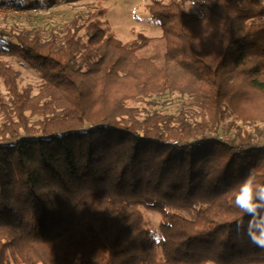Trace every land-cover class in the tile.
<instances>
[{
    "label": "trees",
    "instance_id": "16d2710c",
    "mask_svg": "<svg viewBox=\"0 0 264 264\" xmlns=\"http://www.w3.org/2000/svg\"><path fill=\"white\" fill-rule=\"evenodd\" d=\"M147 10L162 65L141 55L153 39L123 43L101 20L0 28V53L42 82L21 89L0 60V264H264V0ZM169 93L192 101L177 116L129 106ZM237 122L253 127L239 146L212 137Z\"/></svg>",
    "mask_w": 264,
    "mask_h": 264
},
{
    "label": "rangeland",
    "instance_id": "374dc122",
    "mask_svg": "<svg viewBox=\"0 0 264 264\" xmlns=\"http://www.w3.org/2000/svg\"><path fill=\"white\" fill-rule=\"evenodd\" d=\"M23 2L29 7L23 11L0 6L1 29L13 30L17 33L23 30L36 29L47 37L53 32H62L74 18H79L84 25H87L88 21L91 20H101L105 22L104 28L108 33L113 34L123 43L136 39L139 34L153 39V42L141 52V55L158 65L163 63L165 42L162 40L161 29L151 20L147 10L150 0H23ZM1 3L9 4L11 0H0ZM35 4L38 5V8L33 7ZM102 11L103 15L100 14ZM0 60L7 61L15 70L20 72L19 85L21 89L32 87L33 95L38 94L42 82L34 70L18 59L5 56L2 53H0ZM7 96V90L0 79V97L7 98ZM191 101L192 99L188 95L181 96L176 93H169L147 98L141 102H130L129 106L138 107L147 112L177 116L181 111L188 108ZM190 111L192 115L200 113L198 108ZM231 121H233L232 117L229 118L228 122ZM1 122L2 115L0 114V124ZM257 125L264 128L260 123ZM238 129L251 132L253 127L237 122L236 127L231 132L221 131L212 137L239 146V143L234 140V134L238 132ZM257 143L260 145L264 143V140ZM142 212L147 226L152 230H158L161 216L158 213L147 212L143 209Z\"/></svg>",
    "mask_w": 264,
    "mask_h": 264
},
{
    "label": "snow or ice",
    "instance_id": "6c2138e0",
    "mask_svg": "<svg viewBox=\"0 0 264 264\" xmlns=\"http://www.w3.org/2000/svg\"><path fill=\"white\" fill-rule=\"evenodd\" d=\"M245 191L247 192V189ZM242 200L246 201V197H243Z\"/></svg>",
    "mask_w": 264,
    "mask_h": 264
}]
</instances>
